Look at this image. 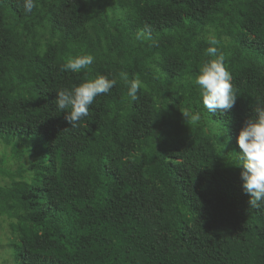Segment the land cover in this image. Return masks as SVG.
I'll return each mask as SVG.
<instances>
[{
    "label": "trees",
    "instance_id": "obj_1",
    "mask_svg": "<svg viewBox=\"0 0 264 264\" xmlns=\"http://www.w3.org/2000/svg\"><path fill=\"white\" fill-rule=\"evenodd\" d=\"M212 37L230 111L208 112L189 82ZM86 53L88 70L63 69ZM122 73L142 82L135 101ZM96 75L118 82L73 128L56 91ZM260 104L264 0H37L31 13L0 0V143L32 157L15 172L0 158L15 262L264 264V207L249 206L236 165Z\"/></svg>",
    "mask_w": 264,
    "mask_h": 264
},
{
    "label": "clouds",
    "instance_id": "obj_2",
    "mask_svg": "<svg viewBox=\"0 0 264 264\" xmlns=\"http://www.w3.org/2000/svg\"><path fill=\"white\" fill-rule=\"evenodd\" d=\"M26 12L31 13L37 7V0H22ZM139 38V37H138ZM219 41L212 37L208 40L205 60L198 71L189 77L192 86L199 90L203 107L215 113L230 111L235 105L237 94L232 84V75L228 71L226 57L218 48ZM92 54H81L69 57L63 65L65 71L79 73L88 70L94 63ZM125 82L126 96L131 100L137 99L142 82L137 79L128 80L126 74H121ZM116 78L96 75L86 79L72 88L56 91L54 100L59 112H64V119L71 127L80 126V122L90 115L89 109L96 97L108 94L117 84ZM188 113H183L184 118ZM193 121L200 119L199 114L192 115ZM237 144L240 149V178L243 191L248 194V204L252 208L264 207V104L255 108L254 116L249 117L239 129Z\"/></svg>",
    "mask_w": 264,
    "mask_h": 264
},
{
    "label": "rangeland",
    "instance_id": "obj_3",
    "mask_svg": "<svg viewBox=\"0 0 264 264\" xmlns=\"http://www.w3.org/2000/svg\"><path fill=\"white\" fill-rule=\"evenodd\" d=\"M10 155V147H6L4 143H0V158H2V156L6 157L5 162L2 164L11 172L19 170L20 165L26 168L29 161L32 159L29 153L24 154L21 159L11 158ZM22 174L29 180L33 173L32 171L24 170ZM0 222V225H5L4 230L0 227V264H17L13 257V246L11 245L13 236L7 231L8 219H6L5 216L0 217Z\"/></svg>",
    "mask_w": 264,
    "mask_h": 264
}]
</instances>
